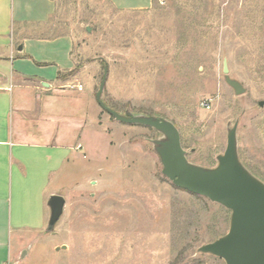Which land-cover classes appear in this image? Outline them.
Segmentation results:
<instances>
[{
    "label": "rangeland",
    "instance_id": "rangeland-1",
    "mask_svg": "<svg viewBox=\"0 0 264 264\" xmlns=\"http://www.w3.org/2000/svg\"><path fill=\"white\" fill-rule=\"evenodd\" d=\"M53 1L52 26L75 40V69L62 78L91 107L85 152L45 192L47 219L50 193L63 212L23 240L18 264H225L200 248L228 233L231 211L176 188L162 173L165 134L115 120L95 97L106 70L103 104L171 123L187 162L204 170L233 131L238 163L264 185V0H152L143 10ZM224 59L243 94L226 84Z\"/></svg>",
    "mask_w": 264,
    "mask_h": 264
},
{
    "label": "crops",
    "instance_id": "crops-1",
    "mask_svg": "<svg viewBox=\"0 0 264 264\" xmlns=\"http://www.w3.org/2000/svg\"><path fill=\"white\" fill-rule=\"evenodd\" d=\"M109 1L143 10L152 0ZM55 10L53 0H0V264H18L23 240L45 229L49 184L85 152L91 106L62 78L75 69V40L56 33Z\"/></svg>",
    "mask_w": 264,
    "mask_h": 264
},
{
    "label": "water",
    "instance_id": "water-1",
    "mask_svg": "<svg viewBox=\"0 0 264 264\" xmlns=\"http://www.w3.org/2000/svg\"><path fill=\"white\" fill-rule=\"evenodd\" d=\"M86 31L89 32V29ZM222 71L226 84L234 93L243 94V86L228 76L226 59L223 60ZM105 78L106 70L95 97L105 112L121 123L154 128L167 137L168 140L159 151L163 175L176 188L205 197L231 211L228 233L202 246L200 251L222 259L225 264H264V185L251 177L238 163L233 131L227 137L225 151L218 158L215 169L194 167L187 162L179 132L171 123L153 117L122 116L105 106L100 99ZM263 105L264 101L258 102V106ZM64 203L63 197L59 195L49 198L50 218L47 231H51L60 218Z\"/></svg>",
    "mask_w": 264,
    "mask_h": 264
},
{
    "label": "trees",
    "instance_id": "trees-1",
    "mask_svg": "<svg viewBox=\"0 0 264 264\" xmlns=\"http://www.w3.org/2000/svg\"><path fill=\"white\" fill-rule=\"evenodd\" d=\"M71 73V72H70Z\"/></svg>",
    "mask_w": 264,
    "mask_h": 264
}]
</instances>
